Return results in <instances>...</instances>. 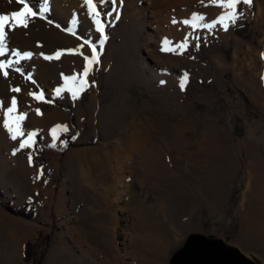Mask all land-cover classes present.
<instances>
[{"label": "rangeland", "instance_id": "374dc122", "mask_svg": "<svg viewBox=\"0 0 264 264\" xmlns=\"http://www.w3.org/2000/svg\"><path fill=\"white\" fill-rule=\"evenodd\" d=\"M66 1L48 0L45 19L13 30L11 14L24 3L0 0L9 18L0 60L13 61L0 69V210L12 218L3 208L9 176L18 189L37 176L50 183L47 221L29 241L33 260L50 264L64 248L61 255H91L97 264L110 256L119 264H190L203 236L264 264V0L239 5L243 16L227 31L203 27L228 11L211 0H117L119 19L111 3H97L94 16L84 0ZM24 2L39 13L42 0ZM194 15L205 18L195 28ZM97 20L107 36L102 48ZM85 40L98 64L84 59L92 55ZM12 49L33 55L17 64ZM58 50L74 51L44 58ZM37 109L63 124L49 134L32 129L35 146L13 154L27 138L10 143L5 120L22 131ZM25 210L34 215L32 204Z\"/></svg>", "mask_w": 264, "mask_h": 264}, {"label": "crops", "instance_id": "0c3cea01", "mask_svg": "<svg viewBox=\"0 0 264 264\" xmlns=\"http://www.w3.org/2000/svg\"><path fill=\"white\" fill-rule=\"evenodd\" d=\"M29 99L32 98L30 97ZM16 113V115L19 116L23 114L25 115L26 112L21 113V111L18 110L16 111ZM27 114L30 115L28 117L29 120L31 118V125L29 127L24 126V128L22 129V132L24 133L23 138H27L28 133H31L32 129L49 134L50 130L58 128L59 125L63 124V121L57 118V116L59 115H55L53 117L51 116V119L50 117H48L49 115H51L50 113L40 112L39 114H34L30 112ZM42 114L43 117L41 116ZM35 120H37V123L35 122ZM25 121L26 120L24 119L20 122L24 123ZM9 140L10 143H12L13 139L9 138ZM30 145H32L31 147L33 148L32 142H30ZM13 146L15 148L16 145ZM31 147H29L30 150ZM37 172L38 171L36 170L35 176L37 175ZM16 178V176L15 178L9 176L8 180L10 182H8V185L10 196L7 198L8 202L12 207L16 209L21 208L26 204L27 207L29 206V204H32V211H34V215L31 218H25L19 215L11 214V218L0 210V264H32L31 260L24 259L25 244L26 242L31 241L34 236H36L37 232L41 230L40 224L46 223L47 217L49 215V212L46 211V209L49 207L50 203V183L47 181L43 182L42 180H40L41 178L37 176L36 178H34V180H23L21 184L19 183L18 189L16 187ZM12 188L18 189V192L15 193L14 191H11ZM13 201H15L16 203L14 204ZM1 207L2 206H0V209ZM38 208L42 212L41 217H39L38 215ZM2 221H5V223H1ZM60 248H62V246ZM63 249L64 248L57 249V253L59 254L54 255L50 258V264H76V261L77 263L81 264H97L95 258H92L91 255L88 256L89 258L86 255H72L71 257L69 255H65V252H63V255H61L60 253L64 251ZM64 257L67 259L66 261L64 260ZM110 257L112 258V261H106L103 264H119L118 260L114 261L113 256Z\"/></svg>", "mask_w": 264, "mask_h": 264}, {"label": "snow or ice", "instance_id": "6c2138e0", "mask_svg": "<svg viewBox=\"0 0 264 264\" xmlns=\"http://www.w3.org/2000/svg\"><path fill=\"white\" fill-rule=\"evenodd\" d=\"M19 2L24 3V7L22 11H18V12H14L11 14V18L12 20L15 21L14 25H10V28L14 30L15 27H23V28H27L29 26V18H36L39 15V18L45 19L46 17L44 15H42L43 13H47L49 12V7H48V0H42V6L39 10V13H37L36 11H33V8L29 7L28 3L24 2V0H19ZM97 3L103 5L104 3H111L113 5V11H116V19H119V12L116 8L117 5V0H96V2H94V0H84V4L88 6V11L91 15L94 16H99L100 12L97 10ZM120 5L122 6L123 4V0H119ZM211 3L213 5H219L224 7L225 9H227L228 11H226L224 14L220 15L217 19L213 20L210 23H203V27L207 28V29H212L213 27L216 26V24H220L225 31L228 30L229 28V23L231 22V24H235L236 21L238 19H240L243 16V11L240 10L238 11V6L239 5H248L249 7L252 5V0H211ZM109 15H111V13H109ZM8 16L5 15H0V57H4L6 52L8 51V44H7V36L5 33V22L8 20ZM205 20V18L203 16L200 15H194L192 18V27H197L198 22H203ZM227 21V22H226ZM48 23H53L52 20H48ZM173 23H176V21L174 20ZM183 23L185 24H189L188 20L183 21ZM97 24V31L101 34L100 36V40H101V44L100 47H103V41L107 39V36L104 35V25L97 20L96 21ZM57 27H59V25H56ZM85 43L89 44L91 46V50H92V55L91 57L85 56L84 59L87 61V64H98L99 63V55L100 53L97 52L96 50V46L95 44L90 41V40H85ZM168 41L167 39L164 41L165 45H168ZM167 50V49H164ZM74 50H58L54 56H45V59H53V58H59L60 55L64 52H73ZM11 54L15 57H17V60L15 61V63H19L21 59H27L30 58L33 54L31 52H24L23 54H21V52L19 50L16 49H12L11 50ZM262 58H264V53H262ZM87 64L85 65L84 69H83V76L87 77L89 75V67L87 66ZM13 65V61L11 59L8 60H0V69H5L6 66H12ZM17 71H19V69H16ZM5 76H7V72L5 71L4 73ZM72 79H76V77H72ZM86 83V81L81 80L80 81V85L81 88H83L84 84ZM14 91H20V89H14ZM30 95H35L34 93H30ZM73 97H76V92L72 93ZM16 104L17 101L15 99V97H13L12 102H11V107H9L7 109L8 113H13L16 110ZM39 109H37V112L39 114ZM25 119L24 115H19L15 118V120L17 122L22 121ZM4 127L8 130V132L10 133V138L13 140L17 139V134L19 135H23L24 133L20 130L19 124H16V127L14 128L12 125H10L9 121L6 119L4 122ZM33 133H28L27 139L23 140L20 143L19 149H15L13 154L16 153V151L24 149L26 146H30V142L34 143L33 141ZM31 155L29 156V162L31 163ZM42 174V171H41Z\"/></svg>", "mask_w": 264, "mask_h": 264}, {"label": "water", "instance_id": "95a60500", "mask_svg": "<svg viewBox=\"0 0 264 264\" xmlns=\"http://www.w3.org/2000/svg\"><path fill=\"white\" fill-rule=\"evenodd\" d=\"M202 238L204 239L205 248L192 260V262L190 264H241L239 261L235 260L234 258L219 253L215 248H213L211 246L210 242L218 241L219 239L209 240L208 238H205L203 236H202ZM219 241H220L221 245L228 246V245L223 244L221 240H219ZM202 246H203V244H202ZM228 247H230V246H228ZM230 248L238 250V249L233 248V247H230ZM240 253H242V252H240ZM251 264H255V263L251 261Z\"/></svg>", "mask_w": 264, "mask_h": 264}, {"label": "bare ground", "instance_id": "6f19581e", "mask_svg": "<svg viewBox=\"0 0 264 264\" xmlns=\"http://www.w3.org/2000/svg\"><path fill=\"white\" fill-rule=\"evenodd\" d=\"M66 2L69 3V0H67ZM56 6H57V4H56ZM150 16H151V20L149 21V27L153 30L154 33H158L160 30H159V27L157 25H155L153 22V12H151ZM148 34H149L148 40H153L155 38L153 33H148ZM149 47H150V44L148 43L146 48L148 49ZM144 66H148V64L145 62ZM51 116H52V114L49 115L48 117H50L52 119L53 116L52 117ZM212 245H213L212 247L215 248L219 253H221L223 255H227L229 257H232L235 260L239 261L241 264H251V261L248 260L244 255L238 253L235 250L225 248L223 245H221L220 241L213 242Z\"/></svg>", "mask_w": 264, "mask_h": 264}, {"label": "trees", "instance_id": "16d2710c", "mask_svg": "<svg viewBox=\"0 0 264 264\" xmlns=\"http://www.w3.org/2000/svg\"><path fill=\"white\" fill-rule=\"evenodd\" d=\"M36 136L33 137V145L35 146V140H36ZM68 145H71L70 143H68ZM2 197V192L0 191V198ZM27 205V204H26ZM26 205H24L23 207L21 208H14L12 207L8 202H4L3 203V207L11 214H14V215H19V216H22V217H25V218H31L32 217V213L30 211H26L25 210V207ZM33 246V243L32 242H26L25 244V247H24V259L25 260H28L30 258H32V252L30 253V248H32ZM32 264H39V260L38 261H35L33 260L32 258Z\"/></svg>", "mask_w": 264, "mask_h": 264}]
</instances>
